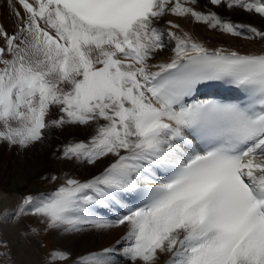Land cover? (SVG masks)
Masks as SVG:
<instances>
[{"label": "snow or ice", "instance_id": "obj_1", "mask_svg": "<svg viewBox=\"0 0 264 264\" xmlns=\"http://www.w3.org/2000/svg\"><path fill=\"white\" fill-rule=\"evenodd\" d=\"M208 3L264 17V0ZM7 7L14 21L12 32L0 24V143L27 150L48 130L81 126L92 128L90 140L62 146L60 159L94 165L115 157L87 181L69 178L52 193L24 196L13 215L64 233L126 226L121 249L73 264H122L118 256L158 264L164 254L165 264H264V52L209 49L179 23L159 22L190 18L248 40L264 41V31L202 10L199 0ZM170 44L173 54L158 59ZM217 80L244 90L249 102H185L197 85ZM97 208L122 211L112 220ZM8 218L0 213V222ZM0 249V264H17L7 242ZM69 259L53 249L44 264Z\"/></svg>", "mask_w": 264, "mask_h": 264}, {"label": "bare ground", "instance_id": "obj_2", "mask_svg": "<svg viewBox=\"0 0 264 264\" xmlns=\"http://www.w3.org/2000/svg\"><path fill=\"white\" fill-rule=\"evenodd\" d=\"M199 6L202 10L211 8V10L218 12L221 16L230 18L233 22L241 25L249 24L258 28L263 26L260 30L264 31V17L256 13H244L238 8L229 10L225 7L212 6L208 3V0H199ZM17 7L20 8V12L23 15V8L19 5ZM169 20L179 23L185 31H189L209 49L222 48L239 51L242 54L264 52V41L258 38L248 40L243 36L234 37L218 30L209 29L203 23H194L190 18L182 19L171 15L165 16L159 22L160 26H165L166 21ZM13 21L14 17L7 7V0H0V24H3L9 32H12ZM2 43L3 41H0V44ZM173 47L174 44H170L158 59L170 57L173 54ZM92 134V128L69 126L64 129L48 130L42 142L36 143L29 150H21V154L16 155L13 150L15 148H9L7 145L3 147V151L0 150V213L5 210L9 213L7 221L0 222V240L7 242L17 264H44L47 258L45 251L41 249L39 241L32 233L31 227L26 220L27 214L13 215L14 210L17 209L24 196L28 194L52 193L58 189H43L39 181L42 174L52 168L56 169L57 165H59L60 167L58 168L62 169L63 174H67L65 178L64 176L62 178L65 180L74 178L84 182L101 174L111 162H114L115 157L111 155L102 158L94 165L79 162L75 159L62 160L59 158L62 151L60 145L63 142L64 144L78 141L88 142ZM43 143L44 146L37 148ZM7 150L9 151L7 152ZM96 211L101 215L100 208H97ZM109 211L115 213L118 210ZM126 231V226L109 229L85 228L82 231L73 233L60 231L58 242L62 244L63 250L70 254V259L62 264H73L78 258L90 253L101 252L105 248L116 247L120 249L123 245L117 244V241L122 240ZM25 233L27 235H23ZM0 251H3V249H0ZM118 259L122 261V264H131V262L124 260L122 256H118ZM167 259V254L162 255L158 264H165Z\"/></svg>", "mask_w": 264, "mask_h": 264}, {"label": "rangeland", "instance_id": "obj_3", "mask_svg": "<svg viewBox=\"0 0 264 264\" xmlns=\"http://www.w3.org/2000/svg\"><path fill=\"white\" fill-rule=\"evenodd\" d=\"M241 10L244 13L245 12L249 13V12L243 10V9H241ZM247 25H249V24H247ZM256 28H258V27H256ZM262 28H263V26L259 27L258 29H262ZM44 143L41 144L40 146H38L37 148L44 146ZM6 145H7V143H0V150L3 151L2 149ZM64 145H66V144H64V142H63V144L60 145L61 146L60 148H62V146H64ZM14 148L15 149H13V150L15 151L16 155L21 154L22 151L19 148H17V147H14ZM31 148L32 147L28 148L27 150H29ZM8 151L9 150H7V152ZM8 165H9V163H8ZM58 167H60V166L57 165L56 169L52 168L50 171L44 172L42 174V176L39 178L40 184H41L43 189L46 190V189H52V188H59L61 185H63L65 183L66 180L64 178L66 177L67 174H63L62 169H60ZM53 176L56 177L55 180L52 179ZM63 176H64V178H62ZM26 220L29 223V225L31 227V230L33 228H37L38 229V233H36L34 235L36 236L37 240L39 241V245H40L41 249L45 251V256L46 257L48 256V253L51 250H53V249H61V250H63V248L61 246L62 244L58 242V238H59L58 235H60V231L57 232V231H54V230H45L44 225L42 223H40V219L38 217L34 216V215H31V214H27L26 215ZM74 257H75V255H74ZM62 263H65V262H60V261L57 262V264H62Z\"/></svg>", "mask_w": 264, "mask_h": 264}]
</instances>
